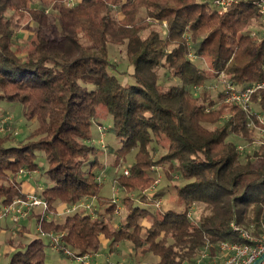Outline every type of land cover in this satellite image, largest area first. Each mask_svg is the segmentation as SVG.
<instances>
[{
	"label": "trees",
	"instance_id": "trees-1",
	"mask_svg": "<svg viewBox=\"0 0 264 264\" xmlns=\"http://www.w3.org/2000/svg\"><path fill=\"white\" fill-rule=\"evenodd\" d=\"M63 1L0 0V99L18 104L37 125L18 144L6 145L8 137L0 136V206L25 195L17 181L21 170H41L45 180L33 194L47 201L48 212L95 199L112 214L115 205L100 195L97 181L101 150L90 143L93 125L101 126L95 118L101 106L112 118L106 147L114 165L134 151L118 186L129 193L145 188L147 169L156 164L150 151L159 146L166 175L180 178L176 196L184 208L151 211L126 196L118 229L84 212L61 221L32 215L42 232L64 233L63 245L76 255L97 253L102 237L110 245L128 241L141 257H157L156 264L192 263L204 248L213 253L221 242H239L233 222L261 233L264 147H251L238 106L206 97L198 102L192 94L219 76L237 87L264 79V41L248 30L259 26L252 4L220 13L202 0H77L72 7ZM31 22L20 46L16 31ZM109 45L124 47L122 71L111 63ZM160 69L175 83L162 86ZM252 102L264 115V91ZM233 139L251 151L240 152ZM193 205L200 207L197 219L188 215ZM46 247L35 237L8 264H45Z\"/></svg>",
	"mask_w": 264,
	"mask_h": 264
},
{
	"label": "rangeland",
	"instance_id": "rangeland-1",
	"mask_svg": "<svg viewBox=\"0 0 264 264\" xmlns=\"http://www.w3.org/2000/svg\"><path fill=\"white\" fill-rule=\"evenodd\" d=\"M48 13L51 14L54 12L52 8H48ZM119 15V13H118ZM35 26L34 22L30 23V27H21L18 31H16V37L19 38L17 40V43L21 46L24 44L25 39L32 33L31 28ZM163 28V27H162ZM249 32L252 33L260 39V33H259V26L255 23H253L249 28ZM55 38L59 36V33H54L53 35ZM108 53H109V59L111 63L118 64V70L123 69L124 65H126L127 60L124 53V47L122 46H114L109 45L108 46ZM189 57V56H188ZM190 58V57H189ZM122 63V64H120ZM122 71V70H119ZM127 75L130 74V68H127L125 70ZM122 73V72H121ZM127 75L124 74V77L120 75L119 78H122L123 81L127 78ZM223 80L222 78H217L213 80L207 81L203 86L196 87L192 90L193 97L197 99L199 102L201 100V97L210 98L212 100H216V104L218 105L222 101H224V93H223ZM160 83L162 86H168L175 83V79L172 78L170 75H168L167 72H165L164 69H160ZM241 86H238L240 88ZM218 95H220L218 97ZM225 103V102H224ZM210 110L207 108L206 111ZM96 120L101 124V126L93 125L92 131H91V138H93L90 143L94 144L96 147H98L101 150V154L98 155L97 160L99 163L103 165V169L101 173L98 175L97 181L99 184H101V190L100 195L104 197L106 202L113 203L115 205L114 211L112 214L106 213L104 206L98 203L95 199H84L78 203L75 204L76 209L75 212H83L85 211V206L89 205L91 207L92 213L95 216L101 215L105 220H108L112 223V226L114 229H118L121 227L122 223L124 222L125 218V207L123 205L122 199L123 197L129 196L132 198V201L134 204L139 205L141 207H145L150 209L151 211L157 210V209H167V208H173L175 210L182 211L184 206L180 201L178 200L176 196V188L181 185L180 178L176 172H170V175H166V165L161 164L158 162L159 158L165 153V149L155 146V150L151 152V158L152 161L156 164L150 166L147 169V176L149 178L148 183L146 184L145 188H138L131 193L126 192L125 190H122L120 186H118L117 178L121 175L128 176L129 175V166L133 162V156L134 151L127 154L122 160L118 161L117 164L114 165V158L112 155L107 153V147L106 144L109 142V136L107 134V128L111 126V116L106 113V111L101 107H97ZM215 124H219L222 122L223 117L219 118ZM36 123L32 120H27L24 115L22 114L21 107L16 103H9L5 102L0 99V136H7L8 141L6 145H14L21 143L23 141H26L27 136L30 134L32 130L36 128ZM106 129H104V128ZM207 128H211L212 125H206ZM230 139V138H229ZM233 142L236 143L237 149L240 152L244 151H251V147H256V143L253 142L251 144V147L247 146L243 141L239 139H233ZM154 147L152 144L149 148ZM39 156L41 154L39 153ZM42 157V156H41ZM39 162V160H38ZM42 165V164H41ZM127 171V174H124L123 172ZM41 170H36L34 172H24L23 174H19V177H26L29 178L33 177V183H35V178L37 179L40 175L41 177ZM40 178H38L39 181ZM37 182V181H36ZM32 194V193H30ZM142 196H145L143 198ZM160 200V206L157 208L155 205V202L153 201ZM200 207L193 205L190 209H188V212H190L191 217L197 219ZM57 206L55 205L54 210L50 211L49 214L45 218L47 219H55L58 221H61L64 216L69 215L65 212L66 207L63 209V207L57 211ZM142 224L146 225V221L142 220ZM38 226V225H37ZM241 226V225H239ZM243 227V226H241ZM247 229L246 227H243ZM256 234V231H254ZM38 234V233H37ZM104 240H107V244H109L110 240L101 238V247L96 254L98 255L104 252V254L108 251V245H104ZM44 243L47 244V241L45 240ZM120 244L119 247V253L115 254L116 258L112 260L113 264H117L118 262H123V264H156L157 257L153 256L152 254H147L145 256H140L134 252L132 249V246L130 242L128 241H121L118 242ZM117 243H114L115 245ZM112 245V246H113ZM52 248L49 249V247L45 248V253L51 256L57 257L55 254H52L51 251ZM70 249V248H69ZM54 251V250H53ZM74 252V251H73ZM57 253V252H56ZM203 253H206L205 261H209L211 263L217 262L220 258V253L217 251L213 253H209L205 248L201 250L198 254V257H200ZM97 257H93L92 264L96 263ZM58 258V257H57Z\"/></svg>",
	"mask_w": 264,
	"mask_h": 264
},
{
	"label": "built area",
	"instance_id": "built-area-1",
	"mask_svg": "<svg viewBox=\"0 0 264 264\" xmlns=\"http://www.w3.org/2000/svg\"><path fill=\"white\" fill-rule=\"evenodd\" d=\"M208 3L209 7L220 13L226 12L232 6L239 4L242 1H249L256 10L257 19L259 22L260 39L264 41V0H202ZM77 0H64L62 3L66 7H72ZM165 27V24H162ZM252 35H254L252 33ZM189 57L192 56L189 54ZM218 78L224 79L222 76ZM224 102L232 103L239 107L247 116L246 128L252 135L253 142L257 146L264 147V115L253 107L252 96L264 91V79L255 81L238 88L229 81L223 80ZM24 171L21 170L20 174ZM127 174V171L123 172ZM115 201H113L114 203ZM156 207L160 206V200L153 201ZM76 206H66L67 214H74ZM37 212L43 217H46L48 212V203L35 194H25L23 197L15 198L10 204L0 206V221L8 219L12 223H18L21 220L28 218L31 214ZM85 214L90 217H95L89 205L85 206ZM190 215V212H188ZM232 231L240 238L239 242H221L218 245L220 258L217 262L211 263L205 261L206 253L195 258L194 262L188 264H251L264 252V223L261 224L262 232L254 233V227L251 225L245 229L236 223H231ZM38 236L45 239L50 247L57 252H61L65 257L77 264H92L93 257L96 254L89 253L84 255H76L71 249L63 245L62 237L64 233H44L37 227ZM264 264V260L260 263Z\"/></svg>",
	"mask_w": 264,
	"mask_h": 264
},
{
	"label": "crops",
	"instance_id": "crops-1",
	"mask_svg": "<svg viewBox=\"0 0 264 264\" xmlns=\"http://www.w3.org/2000/svg\"><path fill=\"white\" fill-rule=\"evenodd\" d=\"M36 176L38 177L37 179L35 178L37 181H35V183L32 181V175L29 178L19 176L17 177V181L20 183L19 187L23 193L33 194L37 189L42 188L45 179L42 176L40 177V175ZM38 178H40L39 181ZM56 206L57 210L55 211L58 213L62 207L63 209L66 207L64 204H56ZM34 214H37V212H34L29 216V218L21 220L18 223H12L8 219L0 221V264H8L11 256L15 253L18 246L28 243L35 237H39L37 234L38 226L36 224V218L32 216ZM43 241H45V239H43ZM106 242L107 240H104V245H108V251L104 254V252L101 250V254L98 255V257L95 256L97 257L95 264H113L112 260L116 258L115 254L120 256V244L117 243L112 246ZM50 248L51 247H49V249ZM53 250L54 249H51L52 254H55L58 258L46 254L45 264H75L64 255ZM117 264H123V262H118Z\"/></svg>",
	"mask_w": 264,
	"mask_h": 264
},
{
	"label": "water",
	"instance_id": "water-1",
	"mask_svg": "<svg viewBox=\"0 0 264 264\" xmlns=\"http://www.w3.org/2000/svg\"><path fill=\"white\" fill-rule=\"evenodd\" d=\"M263 260H264V252L257 259H255L251 264H260Z\"/></svg>",
	"mask_w": 264,
	"mask_h": 264
}]
</instances>
